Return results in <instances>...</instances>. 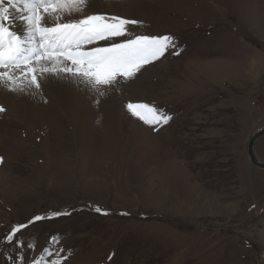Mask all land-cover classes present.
Masks as SVG:
<instances>
[{
	"label": "rangeland",
	"instance_id": "1",
	"mask_svg": "<svg viewBox=\"0 0 264 264\" xmlns=\"http://www.w3.org/2000/svg\"><path fill=\"white\" fill-rule=\"evenodd\" d=\"M119 4L107 7L142 21L134 32L173 35L182 51L99 107L90 98L81 124L55 113L48 96L52 113L33 123L0 114V264L15 224L56 211L70 214L24 230L34 245L25 260L58 235L66 264H264V170L247 155L264 126V71L247 68L255 55L264 60V0ZM128 101L173 119L154 131ZM255 151L264 162V136Z\"/></svg>",
	"mask_w": 264,
	"mask_h": 264
},
{
	"label": "snow or ice",
	"instance_id": "2",
	"mask_svg": "<svg viewBox=\"0 0 264 264\" xmlns=\"http://www.w3.org/2000/svg\"><path fill=\"white\" fill-rule=\"evenodd\" d=\"M108 2L0 0V89L47 103L45 90L64 86L87 94L99 107L124 81L136 79L166 54H180L175 36L134 32L142 21L112 12ZM124 107L154 131L173 119L151 103L128 101ZM6 111L0 105V114ZM95 211L109 214L100 207ZM68 214L56 211L15 224L3 237L10 246L8 264H66L70 250L54 247L58 235L51 236L38 258L25 260V246L34 250V245H25L23 233L37 222Z\"/></svg>",
	"mask_w": 264,
	"mask_h": 264
},
{
	"label": "bare ground",
	"instance_id": "3",
	"mask_svg": "<svg viewBox=\"0 0 264 264\" xmlns=\"http://www.w3.org/2000/svg\"><path fill=\"white\" fill-rule=\"evenodd\" d=\"M118 1L120 3V0H109L108 2L114 11L122 9ZM45 96H48L52 106H56L53 109L55 113L61 115V111H64L70 118V121L77 124H81L86 120L87 110L91 111L88 104V100L91 97L76 89L53 86L45 90ZM0 103L6 105L7 111L11 110L20 117L30 120L32 123L53 111L48 108L47 104L45 105V103L39 100H34L27 96H18L2 89H0ZM57 108L62 110H56Z\"/></svg>",
	"mask_w": 264,
	"mask_h": 264
},
{
	"label": "water",
	"instance_id": "4",
	"mask_svg": "<svg viewBox=\"0 0 264 264\" xmlns=\"http://www.w3.org/2000/svg\"><path fill=\"white\" fill-rule=\"evenodd\" d=\"M262 136H264V126L262 128H260L258 131H256L250 138L248 141V145H247V155L250 159V162L256 166L259 169L264 170V162L261 161L255 151V144L257 142V140L259 138H261Z\"/></svg>",
	"mask_w": 264,
	"mask_h": 264
},
{
	"label": "crops",
	"instance_id": "5",
	"mask_svg": "<svg viewBox=\"0 0 264 264\" xmlns=\"http://www.w3.org/2000/svg\"><path fill=\"white\" fill-rule=\"evenodd\" d=\"M248 63H250V65L247 67L249 74H250L251 71H256V69H258V67L259 68L262 67L260 70L264 71V66H263L264 65V60H263V58L260 59L258 56L255 55L254 59H250L248 61Z\"/></svg>",
	"mask_w": 264,
	"mask_h": 264
},
{
	"label": "built area",
	"instance_id": "6",
	"mask_svg": "<svg viewBox=\"0 0 264 264\" xmlns=\"http://www.w3.org/2000/svg\"><path fill=\"white\" fill-rule=\"evenodd\" d=\"M233 227H236V225H233ZM260 259L264 260V248L262 249V251L260 253Z\"/></svg>",
	"mask_w": 264,
	"mask_h": 264
}]
</instances>
